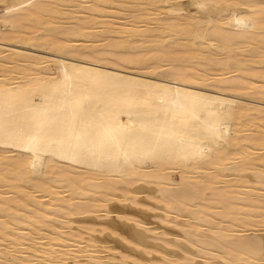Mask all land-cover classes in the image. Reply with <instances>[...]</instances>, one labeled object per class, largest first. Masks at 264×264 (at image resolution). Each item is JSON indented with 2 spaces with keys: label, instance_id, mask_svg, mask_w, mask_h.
<instances>
[{
  "label": "bare ground",
  "instance_id": "obj_1",
  "mask_svg": "<svg viewBox=\"0 0 264 264\" xmlns=\"http://www.w3.org/2000/svg\"><path fill=\"white\" fill-rule=\"evenodd\" d=\"M237 96L264 102V0H0V264H264Z\"/></svg>",
  "mask_w": 264,
  "mask_h": 264
},
{
  "label": "rangeland",
  "instance_id": "obj_2",
  "mask_svg": "<svg viewBox=\"0 0 264 264\" xmlns=\"http://www.w3.org/2000/svg\"><path fill=\"white\" fill-rule=\"evenodd\" d=\"M1 5H3V4H1ZM8 43H3V41H2V47H5L6 49H8V48H12L10 45H7ZM8 47V48H7ZM4 48V49H5ZM17 48V47H16ZM19 48H22V50L23 51H27V53H32L33 55H38V56H42V57H51V58H59V54H55V53H52V52H49V51H46V50H44V49H41V48H35V47H29V46H21V47H19ZM35 48V49H34ZM39 49V50H38ZM41 49V50H40ZM46 52H47V54H46ZM74 61L75 62H82V61H79V60H77V59H74ZM123 72H128V71H123ZM236 99H238V100H240V101H243V102H245V103H249V104H251V105H257L258 107H261V108H264V102L263 101H259V100H255V99H252V98H248V97H241V96H237L236 97ZM256 106V107H257ZM41 168L39 167V166H34V170L36 171V172H40L41 170H40ZM174 176L177 178V179H179V173H175L174 174ZM142 196V195H141ZM148 199H150V198H148ZM151 200V199H150ZM149 200V201H150ZM153 201H155V200H153ZM152 200L150 201V202H153ZM123 204H124V202H122ZM125 203H127V202H125ZM158 210V209H157ZM156 209H155V213H154V211H153V213H152V210H151V212L150 211H148V214L149 215H151V216H153V217H150V218H152V220H151V223H152V221H154L153 219H159L158 217H155L156 215H154V214H157V212L158 213H160L159 212V210L157 211ZM153 214V215H152ZM111 218V217H110ZM109 218V219H110ZM102 220H108V217H101V219L99 218V220H98V222H100V221H102ZM159 221V220H158ZM158 221H155V222H153V224H151L150 223V225L148 226L149 228H153V229H155L156 227H160L159 228V230H158V228H156L157 230H155L156 232H158L159 231V233L160 232H162V231H165V230H163V229H165V228H167L168 229V226H166L164 223H162V226L161 225H159V222ZM160 223V224H161ZM98 224V226H95L93 223H92V225H94L95 226V228H97V230H99V231H97V232H92L95 236L97 235V234H100L102 237H100V235H97V237H98V239H107V241H106V243L105 244H103V243H100L102 246L103 245H107V246H109V247H113V246H115L114 244L115 243H117L116 241H114V240H112V239H119V236H118V233L116 234V233H114L115 235H113V233H111V230H110V232H109V228H107L105 231H104V227H103V225H100L99 223H97ZM155 224V225H154ZM87 225H90V224H87ZM100 225V226H99ZM75 226H76V224H75ZM152 226V227H151ZM156 226V227H155ZM170 229H172V230H177L178 228H175V227H173V228H175V229H173L172 228V226L170 225ZM101 230H102V232H104L105 234H101L100 232H101ZM84 231V230H83ZM86 233H88V232H85L83 235H85V237H89L88 235H90V234H86ZM96 233V234H95ZM111 233V234H110ZM146 233H148V234H150V235H148V236H150V238H148L147 240L151 243V244H153V245H156V246H158L157 248H159V247H161V249L162 250H164V248H165V246H163L162 244H164L165 242H164V238L163 239H161V240H159L158 238H156V237H154V239H153V236H151V235H153L154 233H151V232H146ZM110 235V236H108V235ZM163 234L164 235H166V234H168L167 236H165V238H166V240L165 241H168V244H170L171 242H176L177 243V240H179V239H175L174 238V236L172 237V235H169V233H161V235H160V237H162L163 236ZM106 235V236H105ZM117 235V236H116ZM156 235V234H155ZM154 235V236H155ZM111 236H114V237H111ZM100 237V238H99ZM116 237V238H115ZM152 237V238H151ZM164 237V236H163ZM173 238V239H172ZM121 239V238H120ZM119 239V240H120ZM121 240H123V239H121ZM173 240V241H172ZM181 240V241H180ZM179 241H180V243H179V241H178V243L177 244H186L187 245V243H186V241L185 240H182V239H180ZM102 241V240H101ZM123 241H125V240H123ZM185 241V242H184ZM115 242V243H114ZM126 242V241H125ZM170 242V243H169ZM132 245V244H131ZM102 246H100L99 248L101 249V250H107V252H103V251H101L103 254L104 253H106V254H112V253H110L111 251H116L115 252V254L117 253V250L118 249H116V248H114L115 250H109L108 248H103ZM128 246H129V244H128ZM133 246V245H132ZM169 246H170V248H169ZM171 246H173V245H168V246H166L167 248H165V250L166 251H178V252H183V250H181V249H179L180 247H176V246H173V247H171ZM130 247V246H129ZM121 248V247H120ZM155 248V247H154ZM153 248V249H154ZM156 248V249H157ZM122 249V248H121ZM121 249H119V250H121ZM160 248H159V250H161ZM179 249V250H178ZM140 250V249H139ZM110 251V252H109ZM158 251V250H157ZM157 251H154L155 252V254H157L158 256H159V253L157 252ZM154 252H152V253H154ZM118 253H119V251H118ZM117 253V254H118ZM147 254H150L151 255V257L152 256H154V254H151V253H147ZM157 255H155V256H157ZM264 262V261H263Z\"/></svg>",
  "mask_w": 264,
  "mask_h": 264
}]
</instances>
